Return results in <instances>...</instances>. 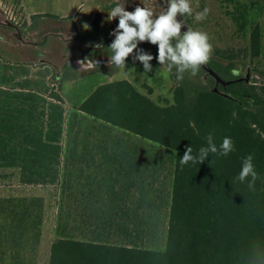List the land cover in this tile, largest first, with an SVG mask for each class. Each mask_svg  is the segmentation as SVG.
<instances>
[{
	"label": "trees",
	"instance_id": "trees-1",
	"mask_svg": "<svg viewBox=\"0 0 264 264\" xmlns=\"http://www.w3.org/2000/svg\"><path fill=\"white\" fill-rule=\"evenodd\" d=\"M260 51L256 24L250 32V54L256 57ZM207 65L230 82L222 84L199 70L177 80L172 100L154 99L127 79L99 84L85 98L77 97L74 107L94 119L174 150L166 246L155 251L139 245L131 236L130 219L121 230L125 242L104 234L111 218L98 219L95 228V223L86 225L92 235L83 237L70 235L67 224L58 223L60 234L50 244L49 264H264V82L234 75L233 59L211 56ZM48 87L44 80L0 73V169H18L27 185H56L59 176L55 166L62 152L63 108L46 94L64 98ZM209 133L217 146L231 137L235 151L181 167L186 147L198 154L207 146ZM249 154L260 177L254 190L236 179ZM62 190L61 198H68L65 184ZM44 207L33 196L0 197V264L18 259L19 247L22 254L26 250V264H32Z\"/></svg>",
	"mask_w": 264,
	"mask_h": 264
},
{
	"label": "rangeland",
	"instance_id": "rangeland-1",
	"mask_svg": "<svg viewBox=\"0 0 264 264\" xmlns=\"http://www.w3.org/2000/svg\"><path fill=\"white\" fill-rule=\"evenodd\" d=\"M123 2L130 12L137 6L150 8L154 15L163 11L160 0H0V73H15L18 78L38 83L44 80L49 89L64 98L59 101L46 94L63 108L62 152L55 166L59 172L57 184L27 185L18 169H0V197L33 196L43 200L41 238L31 250L32 264H49L50 244L60 234L58 223H66L70 235L83 237L92 235L86 225L95 223V228L100 220L111 218L102 231L114 242H125L121 230L130 219L135 228L127 222L131 236L139 245L155 251L165 249L174 150L74 107L79 97L85 98L99 84L114 79H127L154 99L172 100L176 70L169 72L159 64L155 58L157 45L147 42L141 47L154 57L151 72L145 73L142 63L134 62L131 55L125 69L109 64L112 53L107 48L114 40L110 32L119 18L108 21V14ZM190 5L192 15L185 14L184 19L190 29L208 34L214 49L212 57L224 62L233 59L237 65L234 75L256 84L264 82V0H190ZM205 8L209 10L207 18L197 21L196 13ZM256 24L260 26L261 51L253 57L250 32ZM72 36L79 38L78 42L70 40ZM199 70L207 73L204 68ZM107 151L119 156L103 157ZM120 162L135 165L121 167ZM64 184L70 195L66 199L61 198Z\"/></svg>",
	"mask_w": 264,
	"mask_h": 264
},
{
	"label": "clouds",
	"instance_id": "clouds-1",
	"mask_svg": "<svg viewBox=\"0 0 264 264\" xmlns=\"http://www.w3.org/2000/svg\"><path fill=\"white\" fill-rule=\"evenodd\" d=\"M165 2L167 7L163 8L158 15H154L150 8L140 6H137L134 11H127L124 2L118 3L111 9L108 21L118 17L119 22L117 27L110 32L114 40L107 48L112 53L109 64L125 69L126 60L131 55L134 62L142 63L145 73L151 72L150 61L154 57L144 49L138 48L141 42H149L158 46V56L155 58L169 72L175 68L177 80H182L185 73L195 76L200 67L209 62L214 49L208 34L189 28L182 33L184 20L178 21L177 19L178 14L183 17L185 14L192 15L190 0H165ZM208 11L205 8L197 12L195 19L197 21L206 19ZM97 47H102V45H97ZM134 50L135 55H132ZM205 139L207 146L201 147L196 155L192 154L191 146L186 147L183 157L179 159L181 167L189 162L203 164L210 154L225 157L235 151V144L231 137H225L219 146L214 142L212 133H209ZM253 159L252 154L242 159L241 170L236 177L240 183H247L250 190H254L256 181L260 178L255 170Z\"/></svg>",
	"mask_w": 264,
	"mask_h": 264
},
{
	"label": "water",
	"instance_id": "water-1",
	"mask_svg": "<svg viewBox=\"0 0 264 264\" xmlns=\"http://www.w3.org/2000/svg\"><path fill=\"white\" fill-rule=\"evenodd\" d=\"M161 3V6L163 7V8H166L167 7V4H166V2L164 1V2H160ZM177 19H178V21H183L184 20V23L185 24H183L182 25V28H181V32H186L187 30H188V28H189V26L187 25V22H186V20L184 19V17L183 16H181L180 14H178V16H177ZM9 25H13V26H16L14 23H12V22H10V21H6ZM190 29V28H189ZM16 35L18 36V37H20V38H22L21 37V35L19 34V33H16ZM73 40H76V38H72ZM145 43H147V42H141L139 45H138V48H141L142 46H143V44H145ZM80 44H82L83 46H87V44H85V43H81L80 42ZM71 48H73V46L71 47ZM135 51V50H134ZM202 67L210 74V75H212L215 79H216V81L217 82H220V83H222V84H227V83H229L230 81H226V80H223L210 66H208L207 64H205V65H202ZM247 79V78H246ZM248 80V79H247ZM215 90H217V89H215Z\"/></svg>",
	"mask_w": 264,
	"mask_h": 264
},
{
	"label": "crops",
	"instance_id": "crops-1",
	"mask_svg": "<svg viewBox=\"0 0 264 264\" xmlns=\"http://www.w3.org/2000/svg\"><path fill=\"white\" fill-rule=\"evenodd\" d=\"M113 155H114V153H111V152H108L107 151V152L104 153L103 157H109L110 156V157L114 158V157H118L119 156V154H115L114 156ZM119 165L121 167H130V166L135 165V164L133 162H129V163L128 162H125V163L120 162ZM19 250L20 251H19V257H18V259L14 258L12 261H4V263L5 264H9V263L12 264L13 262H17L16 264H26L27 259H26L25 252L22 254L21 247H19ZM22 257H23V263L21 261L22 260ZM48 260H49V258H48Z\"/></svg>",
	"mask_w": 264,
	"mask_h": 264
},
{
	"label": "flooded vegetation",
	"instance_id": "flooded-vegetation-1",
	"mask_svg": "<svg viewBox=\"0 0 264 264\" xmlns=\"http://www.w3.org/2000/svg\"><path fill=\"white\" fill-rule=\"evenodd\" d=\"M165 0H160V2H164ZM9 26H11V27H13L14 29H17L18 30V28H17V26H13V25H9ZM74 36H72V38H73ZM72 38H70V40H72L73 42H78V40H79V38L77 39L76 38V40H73ZM75 38V37H74ZM22 39V38H21ZM79 44H80V41H79ZM72 46H73V44H72ZM71 49H73V48H71Z\"/></svg>",
	"mask_w": 264,
	"mask_h": 264
},
{
	"label": "bare ground",
	"instance_id": "bare-ground-1",
	"mask_svg": "<svg viewBox=\"0 0 264 264\" xmlns=\"http://www.w3.org/2000/svg\"><path fill=\"white\" fill-rule=\"evenodd\" d=\"M82 62V61H81Z\"/></svg>",
	"mask_w": 264,
	"mask_h": 264
}]
</instances>
